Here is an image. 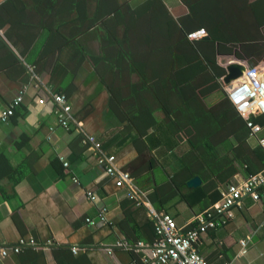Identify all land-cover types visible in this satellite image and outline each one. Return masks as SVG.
Here are the masks:
<instances>
[{
  "label": "crops",
  "instance_id": "crops-1",
  "mask_svg": "<svg viewBox=\"0 0 264 264\" xmlns=\"http://www.w3.org/2000/svg\"><path fill=\"white\" fill-rule=\"evenodd\" d=\"M208 20L232 23L242 39L253 40L247 51L224 43L221 67L240 62L264 73V0H0V114L23 93L15 116L0 124V264H143L156 239L154 221L107 175L94 147L84 144L87 136L116 157L159 213L185 230L215 203L213 187L242 184L248 170H259L246 154L247 141V153L258 141L245 130L220 124L214 139V122L196 126L199 110L217 105L222 94L192 102L172 93L170 81L157 80V92L144 97L146 83L132 70L144 58L148 68L165 70L169 40L183 38L180 28L205 30ZM219 33L228 35V27ZM221 92L226 96L223 86ZM53 94L68 97L69 129L58 123ZM132 103L141 109V129L128 115ZM253 119L264 137V115ZM186 127L205 128L195 148L183 136ZM199 173L224 183L208 190L209 178ZM195 177L201 185L189 188ZM87 191L100 201L92 203ZM103 204L109 224L88 225ZM233 213L226 225L200 236L198 252L207 264H264V198L244 197ZM21 240V254L2 256V248Z\"/></svg>",
  "mask_w": 264,
  "mask_h": 264
},
{
  "label": "built area",
  "instance_id": "built-area-1",
  "mask_svg": "<svg viewBox=\"0 0 264 264\" xmlns=\"http://www.w3.org/2000/svg\"><path fill=\"white\" fill-rule=\"evenodd\" d=\"M206 35L205 30L189 34L191 41L200 39ZM237 83L227 85L225 91L231 104L237 113L245 120L250 131V136L257 139L260 147L264 151V137L260 136L262 128L252 120V117L264 115V73L259 66L247 67L242 78ZM51 99L56 106V115L59 125L64 129H69L73 121L72 107L65 94H53ZM23 102V93L13 102L11 107L0 114V124H6L15 115L17 107ZM44 104L45 100H39ZM53 131V130H52ZM85 144H91L95 150H100L102 144L94 137L84 140ZM99 152V151H98ZM65 168L69 163L60 158ZM98 161L105 167L107 175L116 179L119 188H127L128 197L137 202V206L144 207L148 211L150 218L154 221L156 239L143 257V264H207L206 260L198 252L196 245L202 234L209 230L220 228L230 222L233 217V209L241 206L244 197H250L254 201L264 198V168L257 173L251 174L242 184H229L220 188L221 199L197 215L191 222L189 229L179 228L176 221L168 214L159 213L153 206L146 193L134 182L132 175L117 167L115 156L100 154ZM74 183H79L77 178H73ZM87 198L94 204L99 200L96 193L87 191ZM109 208L103 204L98 209L96 218H87L86 222L90 226L97 224H109ZM26 242L21 240L18 246L2 248V256L7 257L10 252L21 254ZM247 241H241V254L247 253ZM143 246V245H141ZM77 253V249L73 250Z\"/></svg>",
  "mask_w": 264,
  "mask_h": 264
},
{
  "label": "trees",
  "instance_id": "trees-1",
  "mask_svg": "<svg viewBox=\"0 0 264 264\" xmlns=\"http://www.w3.org/2000/svg\"><path fill=\"white\" fill-rule=\"evenodd\" d=\"M231 26H227V24L216 22V21H210L208 20L206 25H202V27L205 28V31L209 34L211 39L209 40H196L189 42L188 36L192 32L191 29H181L185 31V34H183V38L181 40H169L170 47L167 46L168 50L167 52H164L165 55L163 57V63L166 66L165 70L161 69H151L148 68L150 65V62L147 61V59H143V61H134L133 62V69L135 73L138 74L139 78H141L142 81L146 83V85L141 90V95L144 97L146 96V93L149 90L150 94H155L158 89L153 88V85L155 86L154 82L159 80L160 83H162L164 80L170 81L171 85L170 90L172 93H176L178 95H182V98H188L192 102L195 99H206L211 96H214L215 93L222 94L224 98L220 100V102L217 105L206 106L203 110H199L198 112V118L196 121V126L199 125L214 122V128L210 129L213 130V133L215 134L213 136L214 139H217L216 133L218 130V126L223 125L224 130H245L246 131V137L249 139H255L250 136L249 128L247 127V124L245 120L242 119V117L237 114L235 111L236 109L231 104V102L228 100L227 93L225 96L224 92L222 91V85L220 80L226 75L225 68L221 67L217 62V56L220 52H222L223 49L226 48L225 44H241V49L244 51L250 50L247 45L248 43H252L253 40L251 39L249 42L247 40L242 39L241 35L242 32H234V28ZM170 28L172 27L169 25ZM201 25L198 26V28ZM228 27V35L226 33H219L222 32V29L225 30ZM223 36V37H221ZM264 39V36L262 37V40ZM219 41V42H218ZM240 41V42H239ZM242 42V43H241ZM217 43H223L220 44L221 46L217 47ZM244 43V44H243ZM264 44V43H263ZM253 45V44H249ZM257 47H260L261 45L256 44ZM264 46V45H262ZM234 47V45L232 46ZM157 49V48H156ZM181 50L184 52L183 56H174L175 50ZM151 53V52H150ZM148 54V53H146ZM155 54L151 53V56L154 60L157 61ZM237 57H240V54H236ZM132 59L134 57L130 56ZM131 59V61H132ZM135 60V59H134ZM158 82V81H157ZM164 83V82H163ZM161 85V84H160ZM160 88V86H159ZM139 98V96H138ZM128 115L131 116V120H133V123L137 124L138 127L141 129V126L138 122L142 119L139 115H141V109H137L135 105L132 103L131 108L128 110ZM15 116V115H14ZM13 116V117H14ZM12 117V118H13ZM11 118V119H12ZM10 119V120H11ZM189 120V118H186ZM252 120L256 123V121ZM228 124V127L226 128V125ZM184 127V126H183ZM182 132L184 133L183 136L187 138V141L191 144L192 148H195V141L196 135H199L202 130L204 129H197V130H187L189 127L182 128ZM247 139V140H248ZM258 141V140H257ZM247 149L249 147L248 141H247ZM249 155L250 159L255 165V168L261 170L264 168V151L260 147L259 143L255 147L254 152L247 153ZM203 157L202 155H200ZM215 160L218 159V155L216 154V150H214V157ZM193 159V158H192ZM203 159V158H202ZM232 162V161H230ZM260 162V163H258ZM152 167V165L150 166ZM259 170H256L252 172V170H248L249 174L257 173ZM234 169L230 170V177L233 175ZM199 177L202 179H207V186L208 190L212 188V185H218V183H224V182H216L214 181V177L210 175H214L209 173L208 175H202L198 174ZM215 176V175H214ZM223 185V184H222ZM223 187V186H221ZM214 188V190H213ZM213 193L216 195V198L214 199L215 203L221 199V192L220 187L217 188V186L213 187ZM150 199V198H149ZM152 203V200H150ZM214 203V204H215ZM153 204V203H152Z\"/></svg>",
  "mask_w": 264,
  "mask_h": 264
},
{
  "label": "water",
  "instance_id": "water-1",
  "mask_svg": "<svg viewBox=\"0 0 264 264\" xmlns=\"http://www.w3.org/2000/svg\"><path fill=\"white\" fill-rule=\"evenodd\" d=\"M207 39L209 37H206ZM247 65L235 62L231 63L226 67V75L223 78L224 84L231 85L234 83V81H237L238 79L242 78L246 69ZM201 185V179L199 177H195L192 180L188 182L189 188H196Z\"/></svg>",
  "mask_w": 264,
  "mask_h": 264
},
{
  "label": "bare ground",
  "instance_id": "bare-ground-1",
  "mask_svg": "<svg viewBox=\"0 0 264 264\" xmlns=\"http://www.w3.org/2000/svg\"><path fill=\"white\" fill-rule=\"evenodd\" d=\"M238 81H239V80H237V81H235V82L237 83ZM88 137H89V136L85 137V139L88 138ZM90 137H94V136H90ZM94 138H95V137H94ZM84 144H85V143H84ZM85 145H91V144H85ZM91 146H93V145H91ZM93 147H94V146H93ZM94 150H95V148H94ZM95 151H96L98 157H99V152H100V154H104V153H103V149H102V147L100 148V150H98L99 152H98L97 150H95ZM104 155H105V154H104ZM107 156H110V155L107 154ZM86 223H87V222H86Z\"/></svg>",
  "mask_w": 264,
  "mask_h": 264
},
{
  "label": "rangeland",
  "instance_id": "rangeland-1",
  "mask_svg": "<svg viewBox=\"0 0 264 264\" xmlns=\"http://www.w3.org/2000/svg\"><path fill=\"white\" fill-rule=\"evenodd\" d=\"M221 82H222L221 84H222V86L224 87V89H225V88H227V85H226V84H224V81H223V79H222V81H221Z\"/></svg>",
  "mask_w": 264,
  "mask_h": 264
},
{
  "label": "clouds",
  "instance_id": "clouds-1",
  "mask_svg": "<svg viewBox=\"0 0 264 264\" xmlns=\"http://www.w3.org/2000/svg\"><path fill=\"white\" fill-rule=\"evenodd\" d=\"M206 35H207V33H206ZM202 38V37H201ZM224 78V77H223ZM228 97V96H227Z\"/></svg>",
  "mask_w": 264,
  "mask_h": 264
}]
</instances>
